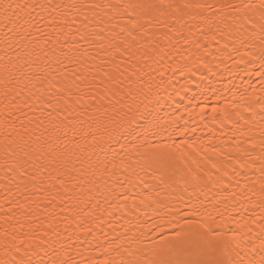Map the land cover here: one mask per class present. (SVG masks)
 Instances as JSON below:
<instances>
[{"label":"snow or ice","instance_id":"snow-or-ice-1","mask_svg":"<svg viewBox=\"0 0 264 264\" xmlns=\"http://www.w3.org/2000/svg\"><path fill=\"white\" fill-rule=\"evenodd\" d=\"M205 28L264 80V0H0V264H264V97L212 108L234 156L157 111L156 66ZM137 169L155 183L122 205Z\"/></svg>","mask_w":264,"mask_h":264},{"label":"bare ground","instance_id":"bare-ground-1","mask_svg":"<svg viewBox=\"0 0 264 264\" xmlns=\"http://www.w3.org/2000/svg\"><path fill=\"white\" fill-rule=\"evenodd\" d=\"M197 22L192 21L191 23ZM161 31H166V29H161ZM193 31L196 30L193 29ZM205 32L208 34L201 35L196 32L195 36L191 38L199 41L200 45H207L206 48L181 42L177 45L180 51L175 54L174 59H167L162 65L156 66L159 71L164 73L161 78L156 72H153V75H156L157 84L160 83L161 79L164 81L159 89L161 106L157 111L162 119H170L174 116L183 117V119L177 121L180 125L178 131L183 129L184 120H187L189 131L186 134L189 138L194 135L201 138L204 143L211 139L218 151L223 152L225 155L234 156L239 154L234 141L237 139L244 140L246 137L240 136L237 129L230 122L213 121L211 119L212 108H224L230 104L235 105L242 98L264 97V80L257 74L260 71L259 63H249L248 57L241 60L243 49L240 53L234 51L232 41L226 39V32L221 34L216 29L209 32L207 28H205ZM185 34L191 35L186 30ZM213 34H215V39H213ZM226 42L229 44L227 49L224 48ZM236 48H240L239 41L236 43ZM204 61L207 62L208 67L204 66ZM209 68L211 71L208 70ZM217 97H220V99L218 100ZM0 101H2V97H0ZM2 110L3 103L0 102V111ZM228 110L234 111V108ZM239 110L242 111V109ZM253 111L259 113V105ZM202 112L205 113L204 118L200 115ZM245 115H248V113H245ZM254 119L257 122L256 128L258 130L261 117L257 114ZM204 123L208 124V128H204ZM2 124L3 117L0 116V131H4ZM191 129H195V132L193 133ZM208 129H212V131ZM256 134L255 131L249 133V135ZM176 139L180 140L181 137H176ZM122 143H128V141H122ZM245 147L247 146L245 145ZM215 158L223 159V156ZM227 163H231V161H227ZM137 172L138 175L132 176L127 181L123 176L110 181L115 194L127 191L129 199L125 201L121 197L119 203L122 205L127 204L130 206L134 202L139 204V200L135 198L141 191L148 192L149 188L147 186L155 183L149 174L139 169H137ZM2 175L3 172L0 171V176ZM120 183L124 184L123 188L120 187ZM215 191V189L210 191L209 196H212ZM111 198L109 196V199ZM3 199L4 190L0 188V203H3ZM102 207L111 210L107 203H103ZM140 207H143V205ZM127 211L129 214L125 220H113V223L127 224L128 220H133L138 225L148 226L153 222H160L159 217L151 209H147V216L139 210H137L135 216L131 214L130 208ZM121 214L117 213L116 215ZM60 227L63 228V225Z\"/></svg>","mask_w":264,"mask_h":264}]
</instances>
